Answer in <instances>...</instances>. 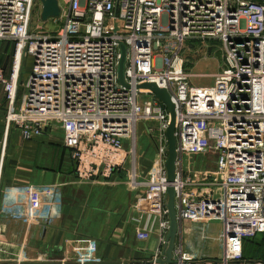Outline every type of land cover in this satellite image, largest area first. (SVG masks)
<instances>
[{
  "label": "built area",
  "instance_id": "1",
  "mask_svg": "<svg viewBox=\"0 0 264 264\" xmlns=\"http://www.w3.org/2000/svg\"><path fill=\"white\" fill-rule=\"evenodd\" d=\"M57 1L59 16L50 20L62 25L47 33L30 26L35 0H0V43L13 45L9 70L0 67L6 131L14 127L29 141L58 127L81 180L107 178L128 163V188L148 198L138 207L147 215V233L167 232L169 185L179 224L220 223V257L175 250L171 264H264L243 259L244 241L264 234V0ZM206 39L222 42L224 64L212 86L196 87L181 51L186 41ZM119 44L126 49V88L117 78ZM25 57L31 66L22 83ZM148 82L165 89L175 107L172 184L164 166L170 115L152 92L136 88ZM141 95L151 99L139 104ZM148 121L158 125L147 128L156 154L143 179L137 126ZM204 155L214 159L213 169L191 160ZM158 258L31 262L21 250L0 264H159Z\"/></svg>",
  "mask_w": 264,
  "mask_h": 264
},
{
  "label": "crops",
  "instance_id": "2",
  "mask_svg": "<svg viewBox=\"0 0 264 264\" xmlns=\"http://www.w3.org/2000/svg\"><path fill=\"white\" fill-rule=\"evenodd\" d=\"M4 44L12 48L8 66L2 67L8 71L13 45L0 44V65L9 56L3 52ZM6 110L0 85V263L13 262L21 250L31 262H147L155 253L164 259L165 243L160 239L167 232L157 227L145 232L147 215L138 207L148 198L144 190L128 188V163L107 178L81 180L58 127L25 141L16 128L6 131ZM196 158L199 156L193 160ZM207 158L201 160L198 169H209L203 167L206 162L214 167V159ZM150 165L137 154L141 178H147ZM220 232L218 221L181 222L173 255L176 257L175 250H180L196 259H216L222 252ZM259 235L251 241L260 244L244 241V261L264 260V253L259 251L264 246V234ZM258 254L261 256L253 260Z\"/></svg>",
  "mask_w": 264,
  "mask_h": 264
},
{
  "label": "rangeland",
  "instance_id": "3",
  "mask_svg": "<svg viewBox=\"0 0 264 264\" xmlns=\"http://www.w3.org/2000/svg\"><path fill=\"white\" fill-rule=\"evenodd\" d=\"M62 5V2H59ZM41 13V5L39 0H35L33 11L30 20V26L33 29L40 28L43 32L47 33H55L60 26L62 25L61 20H47L45 22L41 21L40 18ZM1 44V43H0ZM4 44L5 51L9 54L6 57V60L0 65L1 67L8 66L10 62V55L12 52V48L6 47ZM222 42L217 39H206V40H189L183 44V48L181 51V57L184 60V70L190 76L189 82L191 85L199 87V86H212L214 82V78L218 75L223 68V52H222ZM8 62V63H7ZM31 66V60L29 57L24 58V65L21 72V82L25 83ZM23 88H21V92ZM151 97L148 95H141L138 97V103L141 104L143 101L150 100ZM157 123L155 122H140L137 126V154L144 156L146 160H148L151 164L155 161L156 154V146L151 139V137L147 133V128L151 127L153 129H157ZM187 158V156L185 157ZM194 157L191 158V160ZM208 158L204 156H199L196 158L198 163L195 164L196 167H199L201 164V160ZM194 161V160H193ZM194 161V163L196 162ZM186 164V159L184 161V165ZM151 166V165H150ZM205 168H214L212 164L206 162L203 166ZM261 236L258 234L257 239ZM259 251L264 253V246L259 247ZM261 253V254H262ZM252 254H250L251 256ZM261 255H255L253 260H256ZM249 258V257H248Z\"/></svg>",
  "mask_w": 264,
  "mask_h": 264
},
{
  "label": "water",
  "instance_id": "4",
  "mask_svg": "<svg viewBox=\"0 0 264 264\" xmlns=\"http://www.w3.org/2000/svg\"><path fill=\"white\" fill-rule=\"evenodd\" d=\"M41 4V21L45 22L51 18H57L59 16V6L57 0H39ZM120 58L117 65V78L119 83L123 87H128L124 82V63L126 57V49L123 44H119ZM137 89L149 90L155 96V98L166 108L170 115L169 124L165 130L166 140V153L167 157L164 163L166 170L167 183L172 184L175 180V161H176V140L174 137V123H175V107L171 102L167 91L163 88H159L155 83H143L137 85ZM166 194V211L168 218V229L165 236V256L164 259L158 258L159 264H171L176 263V257L173 255L175 241L179 232V223L176 217L175 209V193L172 185H169L165 191Z\"/></svg>",
  "mask_w": 264,
  "mask_h": 264
},
{
  "label": "trees",
  "instance_id": "5",
  "mask_svg": "<svg viewBox=\"0 0 264 264\" xmlns=\"http://www.w3.org/2000/svg\"><path fill=\"white\" fill-rule=\"evenodd\" d=\"M246 241H250L251 244H260V243H257V242H255V241H251V239H247ZM246 241H245V242H246ZM245 242H244V245L246 244ZM244 245H243V247H244Z\"/></svg>",
  "mask_w": 264,
  "mask_h": 264
}]
</instances>
